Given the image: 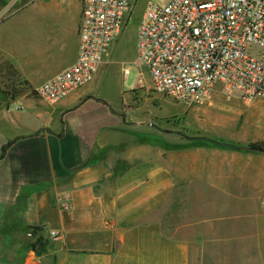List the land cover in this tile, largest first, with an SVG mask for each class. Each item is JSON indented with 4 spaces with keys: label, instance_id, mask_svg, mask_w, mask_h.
Returning <instances> with one entry per match:
<instances>
[{
    "label": "crops",
    "instance_id": "obj_1",
    "mask_svg": "<svg viewBox=\"0 0 264 264\" xmlns=\"http://www.w3.org/2000/svg\"><path fill=\"white\" fill-rule=\"evenodd\" d=\"M50 1L0 0V77L21 90L0 105V264H264V152L194 139L264 141V102L216 88L186 135L96 97L103 66L49 104L32 93L76 61L82 18Z\"/></svg>",
    "mask_w": 264,
    "mask_h": 264
},
{
    "label": "built area",
    "instance_id": "obj_2",
    "mask_svg": "<svg viewBox=\"0 0 264 264\" xmlns=\"http://www.w3.org/2000/svg\"><path fill=\"white\" fill-rule=\"evenodd\" d=\"M134 6L133 0H82L76 61L35 87L36 96L54 105L93 82ZM132 64L141 70L140 86L146 70L155 93L185 107L210 103L218 87L248 106L264 100V0L148 1Z\"/></svg>",
    "mask_w": 264,
    "mask_h": 264
},
{
    "label": "rangeland",
    "instance_id": "obj_3",
    "mask_svg": "<svg viewBox=\"0 0 264 264\" xmlns=\"http://www.w3.org/2000/svg\"><path fill=\"white\" fill-rule=\"evenodd\" d=\"M133 1L135 9H133L134 13L131 21L123 34L113 45L111 58L105 66V73L97 83L94 94L99 99L110 103L116 110L126 109L127 113H131L130 107L133 108L132 111L134 113L135 109H138L139 106H141L140 110L143 111L145 118L146 114L148 115L149 123L154 125L157 124L164 129L181 131L186 135H192L194 132L190 131L188 125L195 128L196 123H191V120L188 119V114L185 113L186 107L176 103L168 97L154 93L152 88L149 90L148 95H144V89H141L142 86H138V74L141 70L136 68L132 63L126 62V60H135L137 28L145 11L147 2H160L161 0ZM50 2L54 3L56 9L66 8V5L68 4V0H51ZM52 29H56L54 25H52ZM24 32L25 31H23L22 34H24ZM58 36L61 37L62 34H58ZM72 39L73 37L71 36L69 40L72 41ZM124 68L131 69L128 75H126ZM142 72L143 76L141 77V80L145 84L144 87L148 89L150 86L149 74L146 70H142ZM4 86H7V82L0 77V101L1 104H9L12 101L3 93L5 91ZM32 95L36 96L34 93H32ZM258 101L264 102V100ZM122 104L125 105V108L121 109ZM226 114L228 113H225V115ZM261 121H263L264 124V118H262ZM195 134L196 136L200 134L204 135L200 131ZM221 139L224 140L223 138Z\"/></svg>",
    "mask_w": 264,
    "mask_h": 264
},
{
    "label": "trees",
    "instance_id": "obj_4",
    "mask_svg": "<svg viewBox=\"0 0 264 264\" xmlns=\"http://www.w3.org/2000/svg\"><path fill=\"white\" fill-rule=\"evenodd\" d=\"M21 86H25V82L20 83ZM3 92L7 98H10L11 101H16L18 98L21 97V90L18 88H12L9 85L4 89ZM1 105V101H0ZM199 144L201 145H214V146H227L235 149H241V150H249L254 152H264V141L259 142H252L248 144H240V143H232L225 140H222L220 138L210 137L207 135H198L194 138ZM15 141H10L7 145H5L2 149L3 154L7 151L9 147L12 146V144ZM3 154L1 156H3ZM32 232H37V229H32Z\"/></svg>",
    "mask_w": 264,
    "mask_h": 264
}]
</instances>
